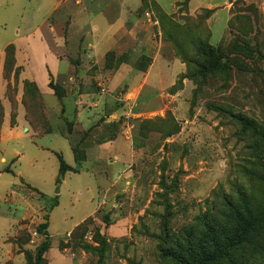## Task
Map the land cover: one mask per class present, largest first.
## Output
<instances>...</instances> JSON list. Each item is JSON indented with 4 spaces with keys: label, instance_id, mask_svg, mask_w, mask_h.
Masks as SVG:
<instances>
[{
    "label": "rangeland",
    "instance_id": "1",
    "mask_svg": "<svg viewBox=\"0 0 264 264\" xmlns=\"http://www.w3.org/2000/svg\"><path fill=\"white\" fill-rule=\"evenodd\" d=\"M188 1L0 0V264H25L45 216L46 264H181L229 225L224 196L264 208V142L232 118L264 131V14L234 0L215 44ZM198 40L241 70L200 77ZM59 155L77 172L56 183ZM210 264H264V227Z\"/></svg>",
    "mask_w": 264,
    "mask_h": 264
},
{
    "label": "trees",
    "instance_id": "2",
    "mask_svg": "<svg viewBox=\"0 0 264 264\" xmlns=\"http://www.w3.org/2000/svg\"><path fill=\"white\" fill-rule=\"evenodd\" d=\"M236 2L243 3V0H236L234 3ZM248 7L250 8V12L253 14V16H256L258 10L255 8V6L251 4L248 5ZM207 12L208 16L212 13V11ZM228 23L229 24H227V26L229 28L230 22L228 21ZM228 47L229 45L224 50L219 45L215 47L205 43L202 40H198L195 51L205 60V63H194L197 68L196 74L205 79L208 75H212L215 72L225 73L226 75L227 71L233 67H235L237 71H240V62L235 57H230V55L234 54V51L230 53V47ZM227 51L230 53L228 54L229 56L224 54ZM257 54L260 55L258 52ZM6 55L7 57L3 67L2 76L4 80L8 81L9 75L13 69V62L11 61L13 58V47L11 45L6 48ZM185 61L190 62L187 59H185ZM182 77L190 79L194 78L192 74L188 73V71ZM30 84L31 83L27 81H23L25 90L31 86ZM49 87L59 100L63 97L59 87L53 85L51 82H49ZM5 95L10 100L11 95H9L8 90L6 91ZM33 95L35 105L40 107L36 94ZM232 116L233 120H235L240 125L243 131H249L258 135L264 142V131L259 128V126H257L254 121L241 114H235ZM1 120L2 114L0 112V123L2 122ZM57 160L58 173L55 180L56 183H59V180L62 179L67 172H77V169L71 168L69 165H67L60 155L57 156ZM236 194L237 201H232L230 198L225 196L222 198L223 206L225 207V211L228 213V215H225L224 217L230 219L229 225H225L224 223L220 222L215 223V221L212 220L210 225H206L205 240L208 242L207 247H210V251L204 252L200 251V249L196 250L195 247L187 241L184 246L178 249V254L175 255L173 253L172 257L180 260L181 264H188V262L190 264H210L213 262H218L221 259L229 258L230 254L234 250L240 248L244 243H246L247 236L255 231L259 226L264 227V208L255 210L249 205L244 192L238 191ZM47 218L48 217L45 216L44 222L40 223L35 228L36 233L43 236V241L39 244L35 253L31 254L28 251H24L25 264H46L44 254L49 248ZM205 244L206 243H204V245Z\"/></svg>",
    "mask_w": 264,
    "mask_h": 264
},
{
    "label": "crops",
    "instance_id": "3",
    "mask_svg": "<svg viewBox=\"0 0 264 264\" xmlns=\"http://www.w3.org/2000/svg\"><path fill=\"white\" fill-rule=\"evenodd\" d=\"M233 1L234 0H189L188 1V9H189L190 13H196V12L200 11L201 9L212 10L211 16L207 20V24L209 26L211 35H213L214 27H216L220 24L223 27L222 33H221L222 37L215 44L220 43V41H222V39L224 38V36L228 32L227 23H228V20L231 16L229 8H230V5L232 4ZM249 1L254 2V5L256 7L258 6L257 8H259L258 9L259 12H263V14H264V4H263V6L259 5L257 3L258 0H256V1L255 0H249ZM260 9H261V11H260ZM15 132H16V130H14V133ZM40 148H42V147H40ZM89 153H91L93 155L95 153V150L94 151L89 150ZM88 154H87V156H88ZM87 160H88V157H87ZM66 175L67 174H65L63 177H65Z\"/></svg>",
    "mask_w": 264,
    "mask_h": 264
}]
</instances>
